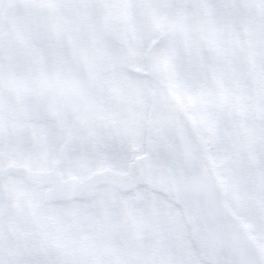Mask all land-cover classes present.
I'll return each instance as SVG.
<instances>
[{
    "label": "snow or ice",
    "instance_id": "1",
    "mask_svg": "<svg viewBox=\"0 0 264 264\" xmlns=\"http://www.w3.org/2000/svg\"><path fill=\"white\" fill-rule=\"evenodd\" d=\"M0 264H264V0H0Z\"/></svg>",
    "mask_w": 264,
    "mask_h": 264
}]
</instances>
